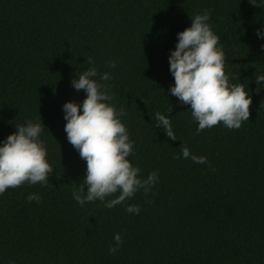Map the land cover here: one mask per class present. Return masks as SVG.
Listing matches in <instances>:
<instances>
[{
  "label": "trees",
  "instance_id": "trees-1",
  "mask_svg": "<svg viewBox=\"0 0 264 264\" xmlns=\"http://www.w3.org/2000/svg\"><path fill=\"white\" fill-rule=\"evenodd\" d=\"M204 10L225 74L248 86L252 104L239 129L219 123L197 134L190 105L169 93L168 57L177 33ZM259 27L264 7L250 0H0V141L16 121L43 122L54 169L47 185L25 183L0 195V264H264ZM89 57L98 73L111 75L103 83L125 110L132 163L143 178L159 173L148 193L141 189L112 209L99 200L81 206L72 196L86 161L67 140L62 105L85 98L71 81L91 67ZM156 112L169 116L177 140L155 126ZM182 146L207 163L177 159ZM32 193L39 203L27 200ZM130 204L140 213H128ZM117 233L123 243L111 254Z\"/></svg>",
  "mask_w": 264,
  "mask_h": 264
},
{
  "label": "clouds",
  "instance_id": "clouds-1",
  "mask_svg": "<svg viewBox=\"0 0 264 264\" xmlns=\"http://www.w3.org/2000/svg\"><path fill=\"white\" fill-rule=\"evenodd\" d=\"M250 3L264 7V0H250ZM191 18L192 23L177 33L175 48L170 50L169 71L174 84L169 93L180 104L190 105L191 117L197 122V134L219 123L230 130L239 129L249 120L250 90L243 84L230 83L225 74V54L218 47L219 36L209 23L210 12L204 10ZM255 34L258 40L264 41V27L257 28ZM261 47L264 48V44ZM87 62L91 67L77 73L71 81L75 90L86 93L85 98L82 103L69 100L62 105L67 140L86 161L83 184L73 190L72 196L81 206L99 200L112 209L141 189L148 193L157 183L159 173L156 170L146 178L140 176V168L129 158L134 154V141L130 140L121 119L125 110L112 102L114 96L109 85L103 83L109 81L111 75L98 73L91 57ZM116 66L115 61L109 64L113 69ZM254 78L257 91L264 89V72H255ZM155 121V126L168 138L177 140L168 115L156 112ZM42 124L39 120L16 121V131L0 141V195L25 183L47 185L54 169L47 159V146L41 139ZM176 158L190 159L196 164L207 163L206 156L191 153L187 146L181 147V154ZM27 200L39 203L40 196L32 193ZM125 210L139 214L141 206L130 204ZM113 239L115 244L109 248L111 254L123 243L119 233Z\"/></svg>",
  "mask_w": 264,
  "mask_h": 264
}]
</instances>
